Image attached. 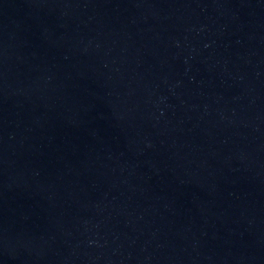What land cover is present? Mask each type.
<instances>
[{"label": "water", "instance_id": "obj_1", "mask_svg": "<svg viewBox=\"0 0 264 264\" xmlns=\"http://www.w3.org/2000/svg\"><path fill=\"white\" fill-rule=\"evenodd\" d=\"M0 264H264V0H0Z\"/></svg>", "mask_w": 264, "mask_h": 264}]
</instances>
